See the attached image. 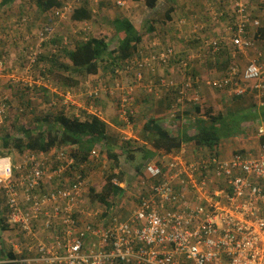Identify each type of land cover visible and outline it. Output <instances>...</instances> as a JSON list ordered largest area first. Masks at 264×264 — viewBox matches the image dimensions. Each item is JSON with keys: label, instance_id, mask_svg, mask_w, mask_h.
I'll use <instances>...</instances> for the list:
<instances>
[{"label": "built area", "instance_id": "obj_1", "mask_svg": "<svg viewBox=\"0 0 264 264\" xmlns=\"http://www.w3.org/2000/svg\"><path fill=\"white\" fill-rule=\"evenodd\" d=\"M99 2L91 0L94 15ZM116 3L127 5L126 0ZM252 8V0H231L228 10H222L231 18L229 35L204 37L201 43L209 54L221 48L230 53L229 67L209 84L234 96L252 93L263 106V22L262 15H255ZM72 11L65 5L54 13L63 18ZM83 23L88 31L90 21ZM51 31L52 26L47 25L41 39L48 40ZM241 55L247 58L245 64ZM178 58L174 46L161 47L158 41H152L134 60L135 75L141 80L145 71H155ZM180 63L187 65L183 59ZM4 69L5 63L0 60V73ZM131 69L128 65L126 73ZM44 78L42 75L38 80L49 81ZM120 81L116 79L112 86H92L86 91L69 89L64 103L86 107V101L100 90L133 94L135 88H125ZM191 82L186 81L179 91L175 105L183 104L185 98L195 101L188 97V90L196 91ZM123 99L121 117L131 126L127 118L130 104ZM0 108L2 117L6 104ZM86 110L104 118L100 107ZM76 115L82 117L79 110ZM172 117L174 113L164 122L167 126ZM263 137L261 124L255 147L228 146L232 148L229 151L220 144L217 152L201 149L194 155L188 153L185 145L175 153L161 151L138 175L141 191L126 208L122 199L110 206L99 202L98 206L89 207L85 192L90 186L82 173L89 163L75 170L77 158L63 148L26 151L24 157L0 155V192L6 199V221L21 233V237L14 236L12 243L20 258L6 263L264 264ZM98 156L94 149L90 157ZM112 182L123 190L129 188L118 178ZM4 208H0V215ZM23 253L30 256L21 257Z\"/></svg>", "mask_w": 264, "mask_h": 264}, {"label": "rangeland", "instance_id": "obj_2", "mask_svg": "<svg viewBox=\"0 0 264 264\" xmlns=\"http://www.w3.org/2000/svg\"><path fill=\"white\" fill-rule=\"evenodd\" d=\"M89 1L91 3V0ZM126 1H127V5L122 7L120 5H117L116 0H100L99 4L97 5L98 12L94 15L93 20H91L92 22L90 21L89 24L90 29L88 31L84 30L85 25L83 22L74 23L70 19L71 12H69V15L67 17L65 15L63 18L57 17L54 12L43 13L40 11V9H38L35 0H20V1L10 0L7 1L6 3L0 2V60L4 61L5 63V69L3 70L2 73H0V106L6 104V111H5L6 117L3 119L4 121L1 122L0 124V134L12 133L13 135H21L22 133L20 131H22L23 129H21L20 127L22 126L31 127V128L35 127L36 129L38 127L37 126L38 119L41 118V116L51 111H58L62 107L60 104H58L56 108L50 105L51 102L53 101L57 102L59 97L60 98H62L61 96L64 97V95H66V91H68L69 89L63 90L58 88L53 78L45 83H41L38 80L39 77L42 76L41 70L45 69L44 66L37 67L36 61L38 55L44 52L48 53L50 51V48L52 46L54 47V45L57 44L58 47H60V45H64L70 47V49H73L75 46V42L79 38H81L84 35L83 33L85 32H89L90 36H97V37L105 36L108 39L111 49H116L120 43V37L118 36V31L116 28L118 18L132 17L133 13H135L136 10L141 8L137 6V2H135V4H132L129 0ZM102 2L104 3V5L102 4ZM64 3L65 5L71 7V9H74L76 6L82 3V0H64ZM252 3H253L252 11L255 12L257 15H262L261 18L263 19L264 22V5L262 0H252ZM134 5L136 6L137 9L134 7ZM168 5L169 3L163 6L167 7ZM145 12L147 11L143 9L142 14L139 16V19L140 18L142 19V16L145 15ZM114 21L116 22L114 23ZM8 22H11V24H8ZM15 25L20 27V29L23 28L24 35L19 36V34H10L6 30L9 28H16L14 27ZM47 25L52 26V31L49 32L50 33V35L48 36L49 39L43 41L40 35L42 31H44ZM139 31L144 36L143 32L145 31V29L142 28ZM45 35H48V33ZM55 38L59 39L58 40L59 43L57 44L50 43V41ZM169 38L170 37L168 36H164V39L166 40H168ZM10 40H13V43H15L14 45H20V47L14 46L12 43H10ZM45 44L48 45L47 48H45ZM197 45L203 47V44L201 42L197 43L196 46ZM196 46L194 47L193 51H191V55L195 57V59L197 58L198 54H200V58L202 57L201 55H204V53H202L204 52V49L198 50ZM54 48H57V46H55ZM183 58L184 61L187 62L185 69L188 71L190 69L189 66L191 65L189 61V56L185 55ZM66 60L68 61V58ZM180 60L181 58H178L179 64L183 66L180 63ZM201 68H203V66H201ZM193 69L194 67H192V69L189 70L188 76L184 77L186 81L189 82V76L191 75L192 79L190 81H192L191 83L193 84V87L196 89V91L193 92L190 91L188 97L195 94L198 95L196 97H192V100H195L193 102L197 103L194 105L202 106V111H204V109L207 106H211L212 103L207 102V100H205L204 97L201 96L200 90L198 89L196 83L197 82L201 83L202 81L208 79L209 80L215 79L216 76L218 75L219 70L217 72H214L216 68L213 65H211V67L209 68L207 67L205 71H203V73L205 72L204 73L205 76L208 78H201L202 76L199 75H201L202 71L199 74H197L193 72ZM126 76H128V74L122 72L120 79L121 81H123L124 85L128 87V84L130 83H129V79L126 78ZM106 77L107 80L110 81L111 76H106ZM106 77L103 76V78ZM103 78H101L100 80H98L97 78H90V77L89 79L88 78L84 79L81 84V87L79 86L78 88H75V90L84 91L83 89H89L90 87L94 86L93 84L98 85L99 81L105 82L106 79ZM47 79H49V76H47ZM113 80L115 79L112 78V80L109 83V86H112ZM133 83H134V79H133ZM206 84L209 85V83ZM220 92H224V90H220ZM229 95L235 97L230 93ZM114 96H115L114 94L110 93V96L105 95L104 97L101 98L102 104L106 103L107 105L106 107L107 114H103V116L105 119H107V121H110L111 115L114 116L117 119L119 125H117V123L115 122L114 123L112 122V124L116 126L110 125L108 129V138L106 142L102 144L103 150L101 149L102 151L99 152V156L97 159H93L90 160V162H88L89 164L85 167L84 173L87 177L89 186L95 183H100L103 179H105L108 171L111 170L110 169L111 160L108 158L107 155L108 153L107 151L110 148L113 152H117L120 157L121 167L125 174L123 181L134 187V189L137 190L134 193L138 195L141 191V184H139L138 182L139 180L138 175H142V169H143L142 167L141 171H139L138 167L142 166L143 163L146 161V156H147L146 152H148L149 150L150 151L153 150V148L150 146L149 143L144 142V140L141 137L142 135L147 134V132L145 133L143 130L144 126L142 125L135 126V124L133 123L134 121H131L130 119V115H133L134 117L136 116V110L133 108L134 106L130 105L128 108L129 110H128L127 118L131 122V126H128L126 121L121 117V113L116 112L117 111L116 105L118 106L119 100ZM225 97L226 99L224 103L226 104L224 106L222 105L223 108L222 111L226 115L228 114L231 115L230 119H232L233 117H235L236 112L238 111L241 104L235 102L236 99L229 101V98L232 99V97H228L226 95ZM228 101L231 103L228 104ZM248 101L251 103L253 107L256 106L255 107L257 108L256 110L260 109L258 100L254 97L253 94H251V98L245 99V102ZM185 102L188 103L192 101H189L188 98H185L183 104ZM175 104H173V108L175 109H174V117H172L171 122L174 119L176 121H179L176 122L178 126H176L173 130L166 128L168 130H172L173 133L177 132V130H180L182 126L187 125L188 127H190L191 124H189V122L194 123V119H195L194 117L204 116L202 113L198 114L194 109H192V106L194 105H191L188 108L192 110L189 116V118H191L190 120L189 118H187L186 116L180 113L181 111L180 106H182L183 104L180 105L179 104L175 105ZM103 107H105V104L103 105ZM177 107L180 110L175 112ZM69 112L75 113L77 112V110L76 108H74ZM118 114L121 121L118 118ZM1 119L2 118L0 116V120ZM122 120L124 121L123 126H122L123 124ZM237 120L238 121L235 122L239 127L241 126L243 121L246 123V126L245 125H244L245 127L241 126L242 128L240 127L239 131H236L232 134L233 136L232 138L236 137L235 138L236 142H239V140L242 139L255 137L257 134L258 126L261 124L264 126V120L259 115H253L251 113H246L241 115L238 114ZM253 132L255 133V135L253 134ZM118 134L120 135L118 138H116ZM124 137H126L129 140L124 139ZM222 140L223 143L230 142L229 139L222 138ZM124 141L126 142L130 141V144H127ZM131 141L133 142L131 143ZM141 143L143 144L141 145ZM187 151L189 154L194 155L195 153L201 152V149L199 147H195L194 144H192L188 147ZM17 152L18 151L13 150L12 152L9 153V155L14 156V154ZM16 156L24 157V153L20 152L19 154H16ZM135 199L138 198L135 197ZM5 200L6 199L3 197L2 193L0 192V208L5 207ZM87 203L89 207L98 206L99 204V201H97L96 199L94 200L91 197L90 191L88 192L87 195ZM12 230L14 229L8 228L3 230L0 224V246L4 248L5 252H8L9 250L13 249L12 243L15 238L14 236L21 237V233L19 231L16 230L12 231Z\"/></svg>", "mask_w": 264, "mask_h": 264}, {"label": "trees", "instance_id": "obj_3", "mask_svg": "<svg viewBox=\"0 0 264 264\" xmlns=\"http://www.w3.org/2000/svg\"><path fill=\"white\" fill-rule=\"evenodd\" d=\"M156 1L145 0L149 8H154L157 4ZM35 2L38 9L43 13L54 12L65 6L64 0H35ZM262 2L264 5V0ZM93 18L94 13L89 0H82V3L76 6L70 14V19L74 23L91 21ZM116 28L118 36L120 37V43L116 49H111L108 39L105 36L97 37L90 36V33L87 35L83 33L84 35L75 42L73 49L64 45L58 47L57 43H59V39L57 37L50 41V43H56L57 45H54V47L57 46V48L52 46L48 53L44 52L39 54L36 65L37 67L44 66L45 69L41 70V74H44L46 79L49 76L48 80L53 78L57 87L63 90L81 87L83 80L89 79V77L100 80L103 76H111L110 81L112 78L120 79L121 75L118 72L123 71L126 73L128 65L132 69L126 74L132 75L137 68L136 64L134 66V60L139 57V47L143 41V36L138 31L137 26L125 17L118 18ZM261 31L264 36V26L261 27ZM198 42H201V39ZM65 58H68V61ZM230 62L231 59L228 56L221 63L224 70L229 67ZM103 79H106L105 82L99 81L98 85H93L101 86L104 84L109 86L110 81L107 80V77ZM124 87L127 88L126 85ZM83 90L86 91V89ZM110 93V91L105 92L100 90L98 95H94L86 101V107H100L102 113L107 114V105L104 103L105 107H103L104 104H102L101 98L105 95L110 96ZM111 94H114V97L119 100L118 106L116 105V112L121 113L124 97L127 99L128 106L129 104H134V93L127 94L125 91L120 90L113 91ZM61 97L58 98L57 102H51L50 105L56 108L60 104L62 106L59 109L60 111H51L41 116L38 119V127L36 129L35 127L22 126L20 127L23 129L20 131L22 133L21 135H13L12 133L0 134V155L7 156L13 150L25 153L26 151L49 152L53 148H63L77 158L75 170H78L84 163L93 160L94 158L90 157L91 152L96 149L99 154L103 150L102 144L108 138L110 124L103 118L88 114L86 107H78L77 105H71V103H64V97ZM74 108L80 111L82 117H77L76 112H69ZM192 109L198 114L202 113L205 116L198 119L199 127L192 136L188 135L187 127H185L182 133L178 132L174 134L153 120H150L144 125L143 130L147 134L141 137L144 142L149 143L153 148V150L146 152V158L150 157L153 159L161 151L166 153L178 152L183 147V143H189L191 141L194 142L195 147L206 151L217 152L222 138H228L234 132L239 131V126L235 122L238 120L235 117L232 118L234 121L230 119L231 115H226L219 106H207L202 111V106L194 105ZM190 111L192 110L190 109ZM253 114L259 115L264 120V105L260 106V112ZM189 116L190 114L186 113V117L189 118ZM112 117L113 122L119 125L117 119L114 116ZM130 119L134 121V116L130 115ZM189 119L191 120V118ZM119 120L121 121L120 118ZM122 122L123 126L124 121L122 120ZM124 142L130 144V141ZM107 152L108 158L111 160V170L108 171L107 176L100 183L91 185L89 191L94 200L96 199L99 202L107 203L110 206L123 192V188L116 186L112 182V179L115 177L123 181L125 174L121 167V160L118 153L113 152L110 148ZM142 166L138 167L139 171H141ZM82 173L84 174V171ZM71 175L73 176V174ZM6 210L7 207L4 208V212L0 215V224L3 230L11 228L6 221ZM8 253L11 259L20 258V255H16L13 249L9 250ZM5 254L4 248L0 246V264H11L4 262L6 260Z\"/></svg>", "mask_w": 264, "mask_h": 264}, {"label": "crops", "instance_id": "obj_4", "mask_svg": "<svg viewBox=\"0 0 264 264\" xmlns=\"http://www.w3.org/2000/svg\"><path fill=\"white\" fill-rule=\"evenodd\" d=\"M7 1L10 0H1L0 2L6 3ZM129 1L132 4H135V2H137V6L141 7L140 9H138L139 11L136 10V12L133 13L132 17H125L130 21H132V23L137 26V29L139 28L138 31L141 30L142 28L145 29V31L143 32L144 36L140 33L143 36V41L140 44L139 52L141 50H146V46L152 41H158L161 47H165L167 45L174 46L178 53V56L183 60H184L183 57L185 55L189 56V61L191 63V65L189 66L190 69L194 67L193 72L197 74H199L202 71L201 75H199L202 76L201 78H208L205 76L204 74L205 72L203 73V71H205L207 67L208 68L211 67V65H213L216 68L214 72H217L219 70L216 78L225 72L221 63L224 60H226L230 55V53L226 49L221 48L220 51L209 54L203 47H200L199 45L196 46V44L199 43L198 42L199 39H203L204 37L215 39L218 37L221 38L224 35H229L228 28L230 26L231 18L228 15V13L222 14L223 13L222 10H224L225 8L228 10V8L230 7L231 0H201V1L157 0L156 1L157 4L154 8H149L146 5L145 0H129ZM167 3H169V5L167 7H164L163 5ZM102 4L104 5L103 2ZM134 7L136 8L135 5ZM143 9H145L147 12H145V15L142 16V19L141 18L139 19V16L142 14ZM253 13L257 15L255 12ZM8 24H11V22H8ZM14 27L16 28H9L6 30L10 34H19V36L24 35L23 28L20 29V27L16 25ZM164 36H168L170 38L166 40L164 39ZM10 43H12L13 45L15 44L13 43V40H10ZM46 45L45 48L48 47V45L47 46ZM14 46L20 47V45H14ZM195 46L198 50L204 49V52H202L204 53V55H201L202 56L201 58H200V54L197 55L196 59L191 55V51H193ZM249 55H252V51H250ZM241 58L245 64L247 62L246 56L241 55ZM201 66H203V68H201ZM189 70L187 71L185 67L181 66L179 64L178 59L177 60L173 59L167 65L158 66L155 71H145L144 76L141 80L137 79L135 72L132 73V75L128 74V76H126V78L129 79V83H130L128 84V87L132 86L135 88V91L133 92L134 104H132V106H134L133 108L136 110V116L134 117V122H133L135 126H141V125L144 126L150 120H153L154 122L160 124L164 128H169L172 130L176 126H178L176 122L179 121H176L175 119L172 122H170L168 126L164 122L168 121L170 115L174 113L175 108H173V104H175L176 99L179 97V91L185 86L186 79L184 77L188 76ZM191 77L192 76L190 75L189 82L192 79ZM133 79H134V83H133ZM163 81H167L168 84L163 83ZM204 81L206 83H209V79ZM204 81H202L201 83L199 82L196 83L198 89L200 90L201 96L204 97V99L207 100V102H211L212 105H219L220 109L223 110L222 105L224 106L226 104L224 103L226 99L225 95L228 97H232V96L229 95L228 91L220 92V90L214 88L210 84L209 85L206 84ZM171 83H173L174 86H171L170 85ZM190 91L193 92V90H188V94H190ZM251 94L252 93H248L238 98L237 97L236 98L232 97V99L229 98V101L236 99L235 102L241 104L237 111L239 113L236 112L235 119H237L238 114L240 115L246 113L256 114L257 112H260V109L256 110L257 109L255 108L256 106L253 107L249 101L245 102V99L251 98ZM193 96L194 95L189 96V98H192ZM229 101L228 104L231 103ZM186 102L182 106H180L181 109L180 113L184 116H186V113L191 114V111L188 108L191 105L195 104L193 101L188 103ZM178 107L176 108L175 112L180 110ZM5 117L6 114L1 117L2 122L4 121L3 119ZM194 118H195L194 123L189 122V124H191L190 127H188L185 124L186 126H182L181 129L177 130V132H174V134H177L178 132L182 133L185 127H187L188 135L190 136L194 135L199 127L198 119L200 117L196 116ZM112 120L113 117L111 115L110 117L111 122L110 121L107 122L111 126H116L112 124L113 122ZM243 122L241 126L245 127L246 123ZM172 130L170 131L172 132ZM253 134L255 135L254 132ZM232 137L233 136H230L228 138L226 137L223 138V139H229L230 141L229 143H225V142L223 143L222 142L223 140H221V144H223L225 148L227 147L229 151H231L232 148L228 146L249 148V147H255L257 143L256 141L257 134L253 138L242 139L239 140V142L235 141L236 137L235 138ZM192 144H194L193 141L189 143L188 142L183 143V145L188 147ZM19 153L20 152L18 151L15 154H19ZM151 160L152 158L150 157L146 158V161L143 163L142 166L143 167L142 172H144L145 164ZM135 191L137 190H135L134 187L129 185V188L124 190L120 195V197H118L116 200L122 199L124 203L123 208H126L131 201H135L134 196H137L134 193ZM85 193L87 197L88 192ZM8 252H5L6 260L4 262L11 259L8 256L9 255ZM28 256H30L28 253H23L21 255V257H28ZM34 264H40V263H34Z\"/></svg>", "mask_w": 264, "mask_h": 264}, {"label": "clouds", "instance_id": "obj_5", "mask_svg": "<svg viewBox=\"0 0 264 264\" xmlns=\"http://www.w3.org/2000/svg\"><path fill=\"white\" fill-rule=\"evenodd\" d=\"M263 26H264V24H263ZM121 72H123V71H121ZM122 79H123V78H122ZM115 80H116V79H115ZM115 80H114V81H115ZM103 119H104L105 121H107V119H105V118H103Z\"/></svg>", "mask_w": 264, "mask_h": 264}]
</instances>
